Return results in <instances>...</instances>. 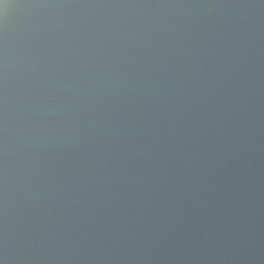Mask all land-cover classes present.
<instances>
[{
    "label": "water",
    "instance_id": "obj_1",
    "mask_svg": "<svg viewBox=\"0 0 264 264\" xmlns=\"http://www.w3.org/2000/svg\"><path fill=\"white\" fill-rule=\"evenodd\" d=\"M0 264H264V0H0Z\"/></svg>",
    "mask_w": 264,
    "mask_h": 264
}]
</instances>
